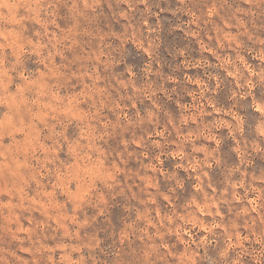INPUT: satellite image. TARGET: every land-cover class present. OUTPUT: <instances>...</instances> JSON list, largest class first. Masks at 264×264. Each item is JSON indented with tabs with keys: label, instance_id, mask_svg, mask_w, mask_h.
<instances>
[{
	"label": "rangeland",
	"instance_id": "obj_1",
	"mask_svg": "<svg viewBox=\"0 0 264 264\" xmlns=\"http://www.w3.org/2000/svg\"><path fill=\"white\" fill-rule=\"evenodd\" d=\"M0 264H264V0H0Z\"/></svg>",
	"mask_w": 264,
	"mask_h": 264
}]
</instances>
